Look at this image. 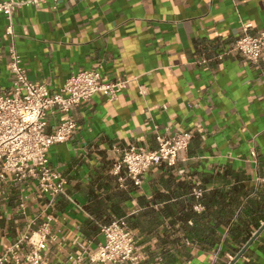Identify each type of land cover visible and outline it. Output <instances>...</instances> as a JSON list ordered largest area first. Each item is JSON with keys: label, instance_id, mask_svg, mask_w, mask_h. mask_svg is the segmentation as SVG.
Listing matches in <instances>:
<instances>
[{"label": "crops", "instance_id": "0c3cea01", "mask_svg": "<svg viewBox=\"0 0 264 264\" xmlns=\"http://www.w3.org/2000/svg\"><path fill=\"white\" fill-rule=\"evenodd\" d=\"M248 23L264 29V0H42L15 11L14 35L0 15V89L13 85L11 45L29 79L52 91L81 68L128 79L117 98L96 93L74 108L73 138L49 150L67 195L54 202L48 264H72L79 243L96 250L102 225L122 216L139 264H228L264 223V58L230 50ZM155 123L191 130L189 149L174 167L153 166L140 186H122L110 172L114 146L156 147ZM56 125L57 116L49 130ZM194 179L205 189L199 211ZM3 197L0 253L27 228L16 190L8 185ZM24 197L30 219L45 200L31 181ZM235 264H264V230Z\"/></svg>", "mask_w": 264, "mask_h": 264}, {"label": "built area", "instance_id": "2783aa9c", "mask_svg": "<svg viewBox=\"0 0 264 264\" xmlns=\"http://www.w3.org/2000/svg\"><path fill=\"white\" fill-rule=\"evenodd\" d=\"M42 0H0V15L9 20L8 32L14 35L15 11L26 5L39 6ZM252 23L243 24L242 33L230 43V50L252 63L264 58V29L252 32ZM225 53L217 55L222 59ZM9 67L13 73V85L8 90L0 89V209L3 193L9 185L17 192V211L27 222V228L0 253V264H48L44 255L47 243L55 239L52 233L55 199L67 195L65 178L54 168L49 159L51 146L73 138L77 120L72 111L96 93L108 99L118 97L128 79L105 81L97 68H81L71 73L60 91H52L48 82L29 79L21 54L14 45L9 46ZM166 108V105H164ZM57 116V125L49 130L50 120ZM156 147L131 143L115 145L117 157L110 172L117 176L121 185L131 180L140 186L144 175L157 165L174 167L183 151L189 149L193 139L191 130H176L170 127L161 130L155 123ZM251 155L258 163V149L254 145ZM35 185L36 197L45 200L44 206L29 219L28 203L24 197L25 186ZM192 195L197 199L194 208L201 210L205 189L200 180H195ZM104 241L96 250L79 243L81 254H71L72 264L88 259L90 264H139L142 252L137 245L134 231L127 217L122 216L103 224Z\"/></svg>", "mask_w": 264, "mask_h": 264}, {"label": "water", "instance_id": "95a60500", "mask_svg": "<svg viewBox=\"0 0 264 264\" xmlns=\"http://www.w3.org/2000/svg\"><path fill=\"white\" fill-rule=\"evenodd\" d=\"M264 223L256 230V232L251 236V238L245 243V245L241 248V250L235 255L233 260H231L228 264H235L236 261L245 253V251L252 245V243L256 240V238L263 232Z\"/></svg>", "mask_w": 264, "mask_h": 264}]
</instances>
